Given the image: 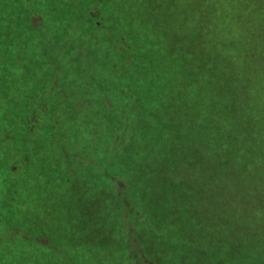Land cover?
I'll list each match as a JSON object with an SVG mask.
<instances>
[{
    "label": "trees",
    "instance_id": "16d2710c",
    "mask_svg": "<svg viewBox=\"0 0 264 264\" xmlns=\"http://www.w3.org/2000/svg\"><path fill=\"white\" fill-rule=\"evenodd\" d=\"M253 1L0 0V264H132L121 217L137 221L138 202L142 251L168 263L172 238L192 264L182 232L204 236L206 212L197 184L172 177L192 151L202 197L213 178L264 211V70L243 18ZM121 173L135 190L116 195L108 180ZM59 213L75 218L58 228ZM239 218L223 236L229 262L264 264V229ZM203 239L202 264H216Z\"/></svg>",
    "mask_w": 264,
    "mask_h": 264
},
{
    "label": "rangeland",
    "instance_id": "374dc122",
    "mask_svg": "<svg viewBox=\"0 0 264 264\" xmlns=\"http://www.w3.org/2000/svg\"><path fill=\"white\" fill-rule=\"evenodd\" d=\"M248 8H251L249 14L243 17L248 23L247 26L251 28L247 30V39H249L247 46V55L252 60L259 63L261 65V68L264 70V1L259 2L254 0L253 6ZM0 57H5V56H0ZM186 58H188V56H186ZM36 87H39V85ZM35 91H36L35 93L33 92L34 95L33 99L36 102L34 101L33 103V107L31 109L32 115L28 117L27 119L28 123H26V126H28V128L30 126L31 131H34L33 133L31 132L32 138H35L36 136L35 134L38 133V129L40 127V125H38L37 123V120L40 119V115L37 108L40 107L42 108L43 103L42 101H40L39 98H42V96H44L43 93H41V90L39 92V88H36ZM2 101L3 100L1 98L0 104ZM35 106L37 108H35ZM34 109L37 110L35 111ZM108 122H110V120L106 121V123ZM12 123H14V121ZM0 127H1L0 130L5 129V126L3 127L0 126ZM28 143L33 145L35 144V141L30 140ZM181 160L182 161L181 163H179V166L174 167V169L172 170L173 171L172 177H174L175 179H181V176H186V178H189L188 182H193L197 184L198 187L197 190L201 193L199 197L201 199V203L197 202L198 205H196V207L197 208L201 207L202 209V201H203V206H204L203 212H206L205 213L206 217L204 218H206V222L208 223V228L203 229L204 236L202 235V225L200 226V228L199 227L197 228L199 230H193L190 232L185 231V233L182 232V235L184 236V238H186V240H188V238L193 239V244H192L193 246H191V249L189 250L191 257L192 255L193 256L195 255V257L192 258L194 260L192 261V264H202L201 253H202L203 238H205V240L203 239V241L206 249L211 250L212 252L214 251L213 261L217 262L216 264H232L231 262H229V256H230L231 248L232 246L234 247L235 244L233 243V241L227 239V237H223V236H227L225 235L227 233L226 231L231 229L230 226L231 218L237 217L238 215L243 216V218H239L238 220H235L236 224L245 227V229L251 228L255 225V227L262 230L264 229V211L262 213L259 212V214H256V211H254V209L256 210V205H255L256 203H254L255 200L252 202L250 200L245 202L244 196L239 197L238 195L237 196L233 195L232 197L230 195L232 193H227V190L223 188L222 184L218 183L217 181H214L213 178L208 180L207 177H204L211 182V185L208 186L209 192L207 193L208 190H205L204 197H202V176H203L202 153H198L197 151H195V153H193V151L184 153V155L181 157ZM148 164L149 165L143 164V166L144 167L151 166L150 164L152 163H148ZM207 167L208 169L211 170H207L206 174H210L208 171H212L213 169L209 166ZM152 171L153 170H150L149 172ZM121 174L123 176L120 175L119 177H117L118 175L117 176L112 175L110 176L111 178L108 180L110 188H112V191H114L116 195L120 194L123 188L127 186L130 187L132 190H135L133 180H130L129 178L126 179L124 177V173ZM210 177L211 176H209V178ZM139 205L140 203L138 202L137 210L135 211V216H137L138 218L137 221L130 222L129 217L125 212H123V215L121 217V227H122L121 235L125 237L126 244H128V246L131 248L130 255H133L132 264H171L170 262L171 259L173 264H186L187 259H186V255L184 254L185 252L184 253L182 252L183 253L182 256L178 252L177 254L172 255V253L175 252L172 245L174 243V240L172 238L167 239L168 245H166V249H165V251L167 252L166 255L169 258L168 263L167 261H163L162 258L158 259L160 255L158 256L156 254L154 259H152L151 256L154 255H146L144 251H142L140 240L143 239L140 238L141 233H138L139 231H135V229H139L140 227V225L138 224L139 222L144 225L146 221L144 216H142V214L140 213L141 208L138 207ZM58 215H59L58 228H61L62 226L66 225L65 219L74 220L75 218V215H72L73 216L72 218L66 216V214L61 215V213H59ZM256 216H260V218ZM257 218L259 220L255 222V219L257 220ZM201 219H202V210H201ZM188 224L193 226L195 229V223L193 219L190 220ZM56 225L57 223L54 222V224L52 223L50 226L55 228ZM50 226L47 224L44 225V230H47L48 227L50 229H53ZM179 227L181 228L182 225H179ZM67 231H68L67 235H72L73 236L72 239H73L74 236L76 235L75 234L76 229L72 227ZM212 231L215 232L214 235L216 234L218 236H212L213 235ZM58 235L59 237H62L65 234L64 233L62 234L60 231H58ZM65 246L67 247V245ZM194 249L195 252L193 251ZM234 255H237V253H234Z\"/></svg>",
    "mask_w": 264,
    "mask_h": 264
}]
</instances>
